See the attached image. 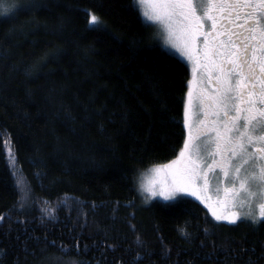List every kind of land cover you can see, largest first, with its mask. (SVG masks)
I'll return each instance as SVG.
<instances>
[{
    "label": "trees",
    "instance_id": "1",
    "mask_svg": "<svg viewBox=\"0 0 264 264\" xmlns=\"http://www.w3.org/2000/svg\"><path fill=\"white\" fill-rule=\"evenodd\" d=\"M17 3L0 16V264H264V221L138 194L183 146L191 72L134 0ZM53 240L81 254L41 251Z\"/></svg>",
    "mask_w": 264,
    "mask_h": 264
},
{
    "label": "snow or ice",
    "instance_id": "2",
    "mask_svg": "<svg viewBox=\"0 0 264 264\" xmlns=\"http://www.w3.org/2000/svg\"><path fill=\"white\" fill-rule=\"evenodd\" d=\"M134 2L145 25L156 27L153 39L194 64L199 77L195 93L188 80L184 106V128L189 131L190 100L194 129L185 137L178 158L186 163L164 165L169 172L151 185L141 181V195L148 193L145 202L189 195L205 203L217 222L264 221V0ZM145 5H152L151 10ZM20 8L17 0H0V16H13ZM98 22L90 14L89 24ZM17 186L22 187L20 180ZM213 187L217 193L223 191L216 202L223 212L206 203L211 197L201 195ZM48 247L64 255L81 254L79 244L57 245L53 240L41 251Z\"/></svg>",
    "mask_w": 264,
    "mask_h": 264
},
{
    "label": "rangeland",
    "instance_id": "3",
    "mask_svg": "<svg viewBox=\"0 0 264 264\" xmlns=\"http://www.w3.org/2000/svg\"><path fill=\"white\" fill-rule=\"evenodd\" d=\"M138 8H139V7H138ZM151 8H152V5H145V6H144V9H145V10H151ZM149 23H151V22H149ZM154 28H155V30H157L156 27H154ZM159 40H160V39H159ZM160 42H161L162 46H163L165 49H167L168 51L172 52L173 54L177 55V56L180 57L182 60H184V61L188 64V66H189V68H190V72H191V70H192V74L194 75V71H193V69H194V67H195L194 64L190 63L186 58L181 57V56L176 52L175 49H172V48H169V47L165 46V45L163 44V41H162V40H160ZM192 81H193V83H192L191 88H192V91H193V93H194V88H195V81H194V78L192 79ZM188 86H189V85H188ZM187 90H188V89H187ZM188 92H189V91H188ZM186 93H187V92H186ZM189 105H190L189 131H186V130H185V133H186V134H185V137H186L187 135L190 134V131H194V129H192L191 101H190V100H189ZM184 106H185V105H184ZM184 141H185V139H184ZM183 147H184V143H183L182 148H183ZM182 148H181V149H182ZM181 149H180V152L178 153V155H177L174 159H172V160H170V161H168V162L162 163V164L152 165V166L148 167L147 169H145L144 171H142V172L139 174V177H138L137 180H136V187H137L138 194L140 195V197H141V199H142V201H143L144 203H149V202H151V201H153V200L165 201V200H163V199L160 198V197H152V198L149 199L147 202H145V198H144V197L147 196L148 193H144L143 195H141V193H140V191H139V185H140V182H141V181H143L146 185H151L154 181H160V180H162V179L165 177V175L169 172V169H168V168H164L163 166H164V165H171V162H173V161H176V165H175L174 167H183L184 164L186 163V161H185L184 159H178V158L180 157ZM186 155H187V152H186ZM208 162L211 163L210 160H209ZM201 183H203V182L201 181ZM221 188H222V186H221ZM201 195H202V197H211V200H207L206 203L212 204L213 207H217L216 202H217V200H218V197H222V196H223V191L221 190L219 193H217L216 190H215V187H213L211 190H209V191H205V192L201 193ZM185 196L191 197V198H193V199H195V200H197L198 202L201 203V201L198 200V199H196L195 196H189V195H185ZM171 201H172V200H171ZM201 204L207 209L208 213H209L210 216L213 218L211 212H210L209 209L205 206V203H201ZM232 210H236V209H232ZM217 211H218V212H223L224 209L221 208V207H217ZM257 212H258V209H257ZM222 222H226V221H222Z\"/></svg>",
    "mask_w": 264,
    "mask_h": 264
},
{
    "label": "flooded vegetation",
    "instance_id": "4",
    "mask_svg": "<svg viewBox=\"0 0 264 264\" xmlns=\"http://www.w3.org/2000/svg\"><path fill=\"white\" fill-rule=\"evenodd\" d=\"M220 22L223 23V21H220ZM237 23H239V21H237ZM193 78H194V81H195V88H194V93H195V91L197 90V87H198L197 81H198L199 77H198V75L195 72H194V75H193L192 74V70H191L190 79L192 80ZM188 91H189V86H188V90H187V93H186V96H185V100L188 98L187 97Z\"/></svg>",
    "mask_w": 264,
    "mask_h": 264
}]
</instances>
